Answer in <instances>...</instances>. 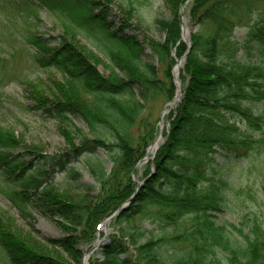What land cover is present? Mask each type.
I'll return each mask as SVG.
<instances>
[{
	"label": "trees",
	"instance_id": "obj_1",
	"mask_svg": "<svg viewBox=\"0 0 264 264\" xmlns=\"http://www.w3.org/2000/svg\"><path fill=\"white\" fill-rule=\"evenodd\" d=\"M159 1L168 13L154 12L153 0H0V91L22 85L62 124L65 140L48 154L6 127L0 110V192L23 215L36 211L63 232L40 238L33 225L25 231L0 215V264H82L99 226L138 181L89 264H264V220L243 183L264 153V0ZM183 7L191 48L181 40ZM42 9L60 19V35L40 34ZM144 17L160 39L127 34ZM184 57L182 101L140 171L160 111L177 95L173 69ZM43 70L61 80L32 79ZM100 154L112 162L109 172ZM79 161L95 184L57 190L51 178L74 173ZM227 213L240 225L224 221Z\"/></svg>",
	"mask_w": 264,
	"mask_h": 264
},
{
	"label": "rangeland",
	"instance_id": "obj_2",
	"mask_svg": "<svg viewBox=\"0 0 264 264\" xmlns=\"http://www.w3.org/2000/svg\"><path fill=\"white\" fill-rule=\"evenodd\" d=\"M153 9L154 12L157 11L159 13H168L166 6H164L163 2L159 0H153ZM112 12V16L117 13L115 9H113ZM40 21V34L45 35V37L57 36L61 34L62 25L58 17L53 16L46 10L42 9V11L40 12ZM184 24L185 28L189 32L186 37V39H188L190 34L193 32V29L190 28V26L188 25L185 16ZM135 25H137V27L133 29V31H128L127 34L137 38L140 43H142L143 37H149L152 39L161 38L155 27L149 21L148 17H144L141 23L137 24L135 22ZM243 33L244 31L241 29H238L235 32L237 37H242ZM82 42L87 44L89 48L94 50V48L84 39H82ZM145 53L146 57L144 58L147 60L149 58V51L146 50ZM50 75L55 76L58 80H61L62 77L55 70H43L38 74L34 75L32 79H42L43 81H45ZM0 92L5 93V95L10 98L9 99L7 97H3L1 99V102L3 101V103L0 105L2 106V109L0 108V110H2L1 112L4 113L3 115L6 127L13 129L16 135H22L26 140V143L29 145L35 144L46 146L48 154L56 153L65 148V140L61 135L59 129L62 124L54 118L48 117V115L43 110L38 109L37 104L33 100H31V98H27L24 87L22 85L13 83ZM176 104L177 95L173 102H170L169 104L164 106L163 110L160 111V121L158 123L159 133L161 129L164 130L167 127V115L170 113L171 109L175 108ZM22 105L30 106L31 110L25 111V109L22 108ZM165 108L168 111L163 114ZM72 124H74V126L78 128H83V125L79 120L73 119ZM152 153L147 157V160L143 161L137 167L138 170L143 171V167L150 160ZM100 155V157L102 158V165L104 169L109 172L113 167L112 162L108 159V157L104 156V154ZM253 164L254 168L252 170V174L247 173V175L243 179V183L245 187H251L252 193L255 194V198L258 199V204L254 201L251 202L250 205L253 210L258 211V216H260L264 220V153L259 154L255 158ZM240 166L243 169L247 168L246 165ZM75 175L77 178H79L78 183H75V181L73 182L71 179V177ZM1 181H3V177L0 174V183ZM51 182L54 187L59 191L64 190L66 188L65 185L69 183L95 184L94 176L91 173V169L81 163V161H79L75 165L74 173L65 172L57 174L51 178ZM29 213L30 218L28 217V215H23L17 209V207L3 193L0 192V215L7 214L8 216H10L16 226L24 229L25 231H29L33 225L34 229L39 233L40 238H56L63 235V232L57 226V224H53L48 219L42 217L36 211L30 210ZM221 217L224 221H228L230 223L238 225H240L241 223V219L237 218V216L233 213H227L225 215H222ZM147 227L151 228V226ZM104 231L105 230L101 229V231L98 233L99 239H102L104 237Z\"/></svg>",
	"mask_w": 264,
	"mask_h": 264
},
{
	"label": "water",
	"instance_id": "obj_3",
	"mask_svg": "<svg viewBox=\"0 0 264 264\" xmlns=\"http://www.w3.org/2000/svg\"><path fill=\"white\" fill-rule=\"evenodd\" d=\"M184 13H185V7H183L182 8V10H181V15H182V18H183V21H182V37H181V40L183 41V42H185L187 45H188V47L189 48H191V44H190V40L189 39H185V34L187 33V35L189 34V32L187 31V29L185 28V24H184ZM186 57V56H185ZM185 57L183 58V59H181L180 61H178V63H177V65L174 67V69H173V77H174V81H175V83H176V85H177V88H178V92H179V96H178V99H177V101H178V103H177V105H176V108L179 106V104H180V102L182 101V94H183V87H182V84H181V80H180V72H178L177 74L175 73V69L178 67V65L180 64V63H182L183 61H184V59H185ZM168 110H166V108L164 109V113L163 114H165L166 112H167ZM162 121V120H161ZM162 132H163V129H161V131H160V134H159V137L161 136V134H162ZM155 143H156V141L154 142V144L151 146V147H149V149L147 150V155L149 154V151H150V149H152V147L155 145ZM158 149H159V146H157L156 148H155V150H154V152H153V156L151 157V159H153L154 158V156H155V154H156V152L158 151ZM146 158H147V156H146ZM139 165H140V163H139ZM138 165V166H139ZM138 183V187H137V191L140 189V187L142 186V184H143V181H141V182H137ZM137 191H136V193H137ZM136 193L127 201V202H125L121 207H119L117 210H116V212L110 217V218H108L100 227H99V232L101 231V229H102V227L104 226V237L102 238V239H99V235H98V240L96 241V243H95V245H94V247H93V249L89 252V253H86L85 255H84V258H83V262H82V264H89V260H90V257H91V255L93 254V252L99 247V246H106L108 243H109V239H108V237H109V230H110V222L114 219V218H116V217H118V215L122 212V211H124L130 204H131V202H132V200H133V198H134V196L136 195Z\"/></svg>",
	"mask_w": 264,
	"mask_h": 264
},
{
	"label": "bare ground",
	"instance_id": "obj_4",
	"mask_svg": "<svg viewBox=\"0 0 264 264\" xmlns=\"http://www.w3.org/2000/svg\"><path fill=\"white\" fill-rule=\"evenodd\" d=\"M186 37H187V33L185 34V39H186ZM181 67H182V63H180V64L178 65V67L175 69V73H176V74H177L178 72H180ZM178 96H179V92H178L177 97H178ZM161 141H162V136H160V137L157 138L156 143H155V145L152 147V149H150L148 156H149L152 152H154L155 148H156L157 146H159V144H160ZM104 229H105V228H104V226H103V227H102V230H104Z\"/></svg>",
	"mask_w": 264,
	"mask_h": 264
}]
</instances>
